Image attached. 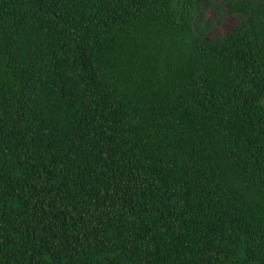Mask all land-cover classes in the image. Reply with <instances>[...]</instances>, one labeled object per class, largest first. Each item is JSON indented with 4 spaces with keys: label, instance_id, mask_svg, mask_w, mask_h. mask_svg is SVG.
Listing matches in <instances>:
<instances>
[{
    "label": "trees",
    "instance_id": "16d2710c",
    "mask_svg": "<svg viewBox=\"0 0 264 264\" xmlns=\"http://www.w3.org/2000/svg\"><path fill=\"white\" fill-rule=\"evenodd\" d=\"M0 264H264V0H0Z\"/></svg>",
    "mask_w": 264,
    "mask_h": 264
},
{
    "label": "rangeland",
    "instance_id": "374dc122",
    "mask_svg": "<svg viewBox=\"0 0 264 264\" xmlns=\"http://www.w3.org/2000/svg\"><path fill=\"white\" fill-rule=\"evenodd\" d=\"M214 16L215 10L213 8L207 9L206 17L212 19ZM236 21L237 19L234 14L223 13L221 19L216 22L212 35L216 36L228 32L236 24Z\"/></svg>",
    "mask_w": 264,
    "mask_h": 264
}]
</instances>
